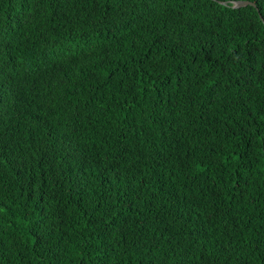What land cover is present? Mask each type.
<instances>
[{
  "label": "trees",
  "instance_id": "16d2710c",
  "mask_svg": "<svg viewBox=\"0 0 264 264\" xmlns=\"http://www.w3.org/2000/svg\"><path fill=\"white\" fill-rule=\"evenodd\" d=\"M0 264H264V0H0Z\"/></svg>",
  "mask_w": 264,
  "mask_h": 264
},
{
  "label": "water",
  "instance_id": "95a60500",
  "mask_svg": "<svg viewBox=\"0 0 264 264\" xmlns=\"http://www.w3.org/2000/svg\"><path fill=\"white\" fill-rule=\"evenodd\" d=\"M248 3H249L248 1H238L235 3V6L241 7V6L247 5Z\"/></svg>",
  "mask_w": 264,
  "mask_h": 264
}]
</instances>
